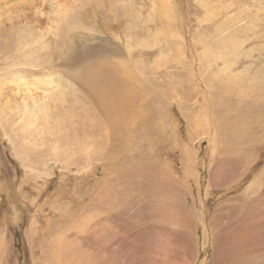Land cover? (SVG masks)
I'll return each mask as SVG.
<instances>
[{
    "label": "rangeland",
    "instance_id": "1",
    "mask_svg": "<svg viewBox=\"0 0 264 264\" xmlns=\"http://www.w3.org/2000/svg\"><path fill=\"white\" fill-rule=\"evenodd\" d=\"M20 1L0 0V264H264V0Z\"/></svg>",
    "mask_w": 264,
    "mask_h": 264
},
{
    "label": "bare ground",
    "instance_id": "2",
    "mask_svg": "<svg viewBox=\"0 0 264 264\" xmlns=\"http://www.w3.org/2000/svg\"><path fill=\"white\" fill-rule=\"evenodd\" d=\"M24 1V2H23ZM20 3H22V5H32V3H33V0H21L20 1ZM64 5V4H63ZM30 7V6H29ZM32 7H33V5H32ZM61 7V6H60ZM31 8V7H30ZM37 8V7H36ZM61 9V8H60ZM62 9H63V6H62ZM59 10V9H58ZM64 10V9H63ZM167 18V17H166ZM54 21V20H53ZM37 30H38V28H37ZM27 31V30H26ZM37 31H33V30H28V32H27V34L25 33V37H24V41H30V44L31 45H35V44H37V38H39L40 40H41V33H36ZM22 40V39H21ZM43 42V41H42ZM21 44V43H20ZM20 46V45H19ZM25 49V48H24ZM35 83H37V84H42V83H40V82H35ZM106 87H108V86H106ZM17 88H19V87H17ZM50 88H52V87H50ZM55 88V87H54ZM53 88V89H54ZM57 88V87H56ZM55 88V89H56ZM49 90V89H48ZM119 89H117L116 91H118ZM119 92H117V99H121V95L120 94H118ZM47 96V95H46ZM45 97L43 96L42 98H40V99H33V98H30L29 100V102H33V105H34V107H36L37 106V110H40V113H39V111L37 112V113H39L40 114V116H41V121H43V120H45V118L42 116V115H46L47 114V109L45 108V107H48L49 105H46L43 101L45 100L44 99ZM50 103L52 102V101H50V100H48ZM29 102H24L23 101V103H29ZM36 104V105H35ZM40 106V107H39ZM109 108H110V110H112V111H115V112H117V107H116V105L115 104H113V103H111V104H109ZM35 110V109H34ZM42 114V115H41ZM19 116V115H18ZM134 117H136V115L135 114H132L131 116H129L128 118H134ZM23 118H24V120H25V124H26V133H28L31 137H33V135L36 133V131H37V128H39V126L37 125V123H38V120H39V115L38 114H34L33 112H28V110H25V113H23ZM22 118V119H23ZM64 118H66L65 116H64ZM64 118H63V120H64ZM67 119V118H66ZM47 120V119H46ZM68 120V119H67ZM21 121V120H20ZM49 121V120H48ZM46 122V121H45ZM57 122H58V120H57ZM47 123V122H46ZM59 124V123H58ZM60 125V124H59ZM62 125V124H61ZM64 127V126H63ZM59 128H61V126L59 127ZM64 129V128H63ZM58 130V129H57ZM66 131V130H65ZM33 138H35V139H40V136H36V137H33ZM241 251V250H240ZM247 253H248V255L247 254H245V253H242V252H240V253H238L237 254V257H233V261H232V263L231 264H253V259L251 258L252 256H251V254L247 251ZM226 260V259H225ZM223 262V261H222ZM215 263V262H214ZM223 263H225V261L223 262ZM218 264V263H217ZM225 264H228V263H225Z\"/></svg>",
    "mask_w": 264,
    "mask_h": 264
}]
</instances>
